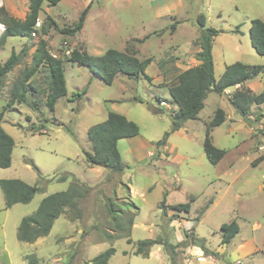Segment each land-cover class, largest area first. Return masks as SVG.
Here are the masks:
<instances>
[{
  "label": "rangeland",
  "instance_id": "1",
  "mask_svg": "<svg viewBox=\"0 0 264 264\" xmlns=\"http://www.w3.org/2000/svg\"><path fill=\"white\" fill-rule=\"evenodd\" d=\"M0 1L12 16L25 19L30 0ZM73 1L84 3L83 0ZM197 7L205 16L208 27L220 31L216 37V78L220 77L219 70L223 69L224 62L228 65L242 62L264 67V56L253 48L249 35L253 19L264 21V0H195L188 16L193 15ZM50 8V15L58 19L60 29L73 26L79 19L64 5ZM63 17H67L69 22ZM39 20L42 30L45 16L41 15ZM238 30L241 32L238 33ZM41 36L47 41L48 51L65 61L67 96L57 101L55 112L49 111L45 106L48 74L47 69L40 66L30 80L39 92L36 96L33 90L27 94L29 101L40 100L39 112L27 103L15 102L4 114L2 126L14 139L15 146L11 166L0 168V180L20 179L30 185H38L42 191L30 203L6 209L0 187V264H30L31 257L37 258L39 264H93L96 256L112 246L116 254L109 264L166 263L169 252L165 248V259L158 256L149 259L133 254L126 256L122 251L136 249L141 240L168 237L171 231L169 224L172 228L174 224L167 218L168 206L165 203V207H161V202L165 197L167 199L168 194L183 197L184 189L188 196L192 193L196 197L192 205L198 211L192 212V217L202 221L191 238L204 239L205 244L215 247L216 240L211 239L213 230L236 220L242 227V233L236 236L234 243L237 245L242 244V240L255 239L252 247H261L264 241V190H260V186L264 163L260 166L251 163L255 153L250 149L252 140L248 128L241 122L242 115L236 114V122L228 120L211 133L214 144L228 152L223 161L212 165L204 153L205 125L211 121L216 109L223 105L216 93L209 95L197 125L170 134L174 146L172 153L159 152L157 142L172 127L170 111L161 108L163 106L159 103V99L167 103L172 101L167 88L157 87L155 81L149 83L143 75L138 78L118 77L112 85L105 84L98 71L66 62L69 58L66 56L70 55H66L67 49H60V46L71 44V38L59 29L50 28L45 36L39 32L33 40L8 37L4 44L0 43L1 64L12 51L21 53L23 49L27 50L21 64L8 75L0 91V112L10 102L13 82L31 67ZM224 53L226 56L223 58ZM149 76H155L153 69L149 70ZM254 81L258 92H264V70ZM149 106L163 111L156 114ZM111 110L135 121L141 130L136 140L149 142L145 154L139 152L140 162L131 160L122 176L109 174V170L103 167L91 168L85 161L84 151L92 148L88 129L104 122ZM256 110L264 113V105ZM261 121L264 124V117ZM59 125H62L61 128H58ZM125 142L122 140L119 148L126 159ZM150 151L156 155L151 157ZM235 161L238 173H235V167L229 168ZM63 176H66L65 181L60 180ZM74 180L93 186L89 187L88 196L80 204L81 217L78 219L75 212H66L55 221L47 237L36 243L19 241L17 233L21 220L33 214L45 197L66 191ZM126 185L131 186L132 193ZM108 199L117 204L114 215L108 213ZM210 199L213 203L202 212ZM136 211V226L130 234L132 243H128L127 238L122 237L126 233L116 225L127 224ZM121 212H128L129 215L121 219ZM254 225L261 227L255 229ZM237 256L230 250L219 258L224 264H232ZM260 259L257 264H264V257Z\"/></svg>",
  "mask_w": 264,
  "mask_h": 264
},
{
  "label": "trees",
  "instance_id": "2",
  "mask_svg": "<svg viewBox=\"0 0 264 264\" xmlns=\"http://www.w3.org/2000/svg\"><path fill=\"white\" fill-rule=\"evenodd\" d=\"M62 0H30L29 11L25 19L21 20L12 16L3 6L0 8V20L6 24L7 32L1 40V44L6 42L8 37H23L32 39V32L35 24L44 12V4L48 6H56ZM88 9H85L77 22L71 27L60 29L57 22L49 15L45 16V23L39 32L42 35L48 33V29L54 28L60 30L62 34L74 36L79 33L85 24ZM196 24L201 34L199 39L194 43L200 48L196 57L201 64L182 72L177 82L170 86L169 91L172 101L177 105V110L171 112L172 127L170 132L165 133L164 137L157 142V146L161 147L166 144L170 134L183 128L184 124L189 120H196L200 112L205 107V100L212 92L223 94L228 88L240 85L232 95L230 102L234 109L244 118L248 116L253 105H261L264 103V92L256 94L245 85L248 81L257 78L264 70L263 66L248 65L242 62H235L228 65L219 80L215 78L214 60L212 55L214 39L220 34V31L212 27H208L206 18L203 14L196 17ZM38 32V34H39ZM251 43L256 52L264 56V21L262 19H253L249 29ZM36 51L32 58V65L29 69L22 73L14 82L10 90V102L0 112V168H9L12 164V153L14 150V139L4 130L2 121L4 114L8 109L18 102L20 104L27 103L35 110H39L40 100L27 99V94L33 90L36 95L39 90L30 82V79L38 71V67L43 66L47 69L48 83L47 96L45 105L50 112H55V106L59 99L67 96V85L65 79V61L61 58H54L47 49V41L40 37ZM27 50L23 49L21 53L12 51L10 57L0 63V91L5 86L8 75L14 71L22 62V56ZM66 62H71L79 66H86L100 73L102 80L107 85H112L116 77L120 74H126L129 77L145 75L147 67L151 63V59L139 60L136 57V51L128 47L126 52L109 49L99 56L90 55L83 48H75ZM146 79H149L145 75ZM150 80V79H149ZM86 90H84V93ZM155 113L161 110L151 107ZM263 116V114H261ZM226 121V115L218 109L212 120L206 124L205 138L203 141L204 153L208 161L212 165H217L226 155L227 151L216 147L211 136L214 128L221 126ZM44 128V126H41ZM42 128H39L41 131ZM34 130L35 127L33 126ZM73 136L75 133L70 130ZM140 133V127L134 121L120 113L110 112L107 119L88 129V139L92 145L90 151H84L85 161L90 167H104L115 174H122L126 166L122 162L121 154L118 150V142L122 139L134 137ZM66 180V176L60 179ZM0 187L5 198V208L9 209L16 204H28L35 195L42 191L38 185H30L20 179H1ZM90 188L85 184L74 180L71 182L66 191L57 192L45 197L36 211L24 217L19 225L17 238L21 242L35 243L39 239L47 237L57 219L66 212L76 213V217L81 215V202L88 196ZM196 197L191 194L189 201L183 204L170 206L172 210L178 212L190 211L191 203ZM107 210L109 214L114 215L117 212V204L111 199L107 200ZM212 200L208 202L205 209L209 207ZM161 207H165V198L161 202ZM136 208V207H135ZM202 210V212L205 211ZM137 210V208H136ZM137 211L130 217L129 221L116 226L120 230L125 231L122 237L127 238L128 243H132L130 239L131 227L134 223V217ZM240 227L236 221L225 223L221 226L222 244H229L232 239L239 233ZM191 231L185 242L177 245L171 244L168 239H145L137 243L135 255L148 257L152 248L162 245L169 252L172 264H177L176 256L178 250L187 248L190 245L201 247L205 253H210L206 248L204 239L191 238ZM112 238V236H109ZM177 250V251H176ZM114 247L109 248L102 254L96 256L93 264H108L111 257L115 254ZM264 255V249L262 251ZM214 256L218 254L213 253ZM30 264H39L35 257L30 258Z\"/></svg>",
  "mask_w": 264,
  "mask_h": 264
},
{
  "label": "crops",
  "instance_id": "3",
  "mask_svg": "<svg viewBox=\"0 0 264 264\" xmlns=\"http://www.w3.org/2000/svg\"><path fill=\"white\" fill-rule=\"evenodd\" d=\"M83 1L84 3L82 4L81 2L76 3L73 0H62L60 3L57 4L68 7L70 9L69 11L71 14H76L75 18H79L81 13L85 9H88V13L86 16L83 29L74 36H68L69 38H71L70 40L71 44L67 43V45H69V49L71 51H73L75 48L77 49L83 48L90 55L99 56L104 54L109 49H115L118 51L126 52L128 47H130L131 49H134L136 51V57L139 60L151 59V63L145 71V75L150 80L146 79L145 75H143L144 78L151 84H153L152 82L154 81L157 82L158 83L157 87L167 88L169 93H170L169 91L170 86H172L177 82V78L182 72L192 67L199 66L201 64V61H199L196 57V54L200 51V48L194 44L199 39L201 34V31L196 24V17L201 12L197 7L195 9V13H193V15L191 16H188L189 8L192 5V3L195 2V0H191V5L188 3L190 2L189 0H83ZM50 7L51 6H48V4H44L43 6L44 12L41 15L51 16ZM51 17L57 22V24H59L58 19L55 18V16H51ZM63 18H66L67 23L69 22L67 17H63ZM237 32L240 33L241 31L238 30ZM33 39L35 38H32V40ZM216 41L217 39L215 38L212 49V55L214 60V71H216L217 69V57L215 54ZM235 52H237V49L235 50ZM225 56L226 55L224 53L222 57L224 58ZM220 58L221 57L219 56L218 59ZM223 64H224L223 69L219 70V72H221L220 77L224 73L226 67L228 66V64L225 62ZM150 69L154 70L155 73L154 77L149 76ZM118 77L125 78L128 77V75L120 74L118 75ZM118 77H116V79ZM219 78H216V80H219ZM255 79L248 81L245 86L254 93L259 94L258 85L254 81ZM240 88L241 86L237 85L235 87L228 88L221 95L216 93L221 97L223 101V105L217 108L216 111L218 109H221L226 115V121L229 120L231 122H236L237 120L236 114L239 113L232 106L230 99L234 94V92ZM208 97L205 100V106L207 104ZM159 103L161 106H163L161 108H167V111H170L169 114L177 110V105L173 101L169 102L171 105H173V107L170 106L169 103H167L165 100L159 99ZM163 103H165V105H162ZM262 105H264V103L261 105H253L251 107V111L248 114V116L246 118L242 116L243 120H241V122L248 128V131L251 136L252 145L250 146V149L255 153V157L251 160V163L254 166H260L264 163V154L260 153L257 149L258 145L261 143V136L264 135V124L261 121V118L264 117V113H259V111L257 110L255 111V108L256 109L258 107L260 108V106ZM149 107L151 109V107L153 106H149ZM39 110L36 111L39 112ZM160 110L163 111L162 109ZM161 111L160 112L158 111V113L156 114L161 113ZM110 112H116V111L111 110L109 111V113ZM256 112H258V114H256ZM261 114H263V116H261ZM248 117H252L253 120L249 121ZM199 119H200V114L198 116V119L189 120L184 124L182 129L176 132H181L183 130H186L191 125H197ZM61 126L62 125H59L58 128H61ZM258 127H260V129H258ZM205 129H206V125H205ZM139 136L140 133L134 137L122 139L127 141L124 144L125 148H127L125 149L126 159L124 157V154L120 151L119 148L122 140L118 142V150L121 154L122 162L126 166V169L122 174H117V175L122 176L125 174L126 170L130 166L129 164L132 163L131 160H133L134 163L140 162V159H138L139 152L145 154V151L149 146V142L141 139H140L141 141L136 140L138 139L137 137ZM172 147L174 146L171 142V138H168L165 145L158 147V151L159 152L164 151L167 154H171ZM150 153H153L154 156L156 155L152 151H150ZM223 159L220 162H222ZM233 167H235L234 168L235 173H238V169L236 167V161L229 165L230 169H232ZM110 173L111 171H109V174ZM263 175L264 172L261 175L262 180H263ZM86 185L91 188L93 187L92 185H89L87 183ZM126 186L130 191V193H132L131 186L130 185H126ZM260 190H264L262 184L260 186ZM172 196L168 194L167 199L165 197V203L166 206H168L167 218L170 219L171 223H173L174 226L172 228V224H169V229L171 230L170 235L163 239H168V241L171 244L177 245L179 243L185 242L188 234L191 231L195 232V229L201 224L202 221H196V217H192V212L198 211L193 208L192 203L190 206V211L188 213L178 212L171 209L170 206L183 204L184 202L186 203L188 201L189 196L185 189L182 193L183 197H177L175 195L173 197ZM210 200H212L213 203V199ZM125 213L127 214L128 212ZM121 214L123 215V216L121 215L122 216L121 219L122 218L124 219L126 217V214H123V212H121ZM80 217L77 218L79 219ZM135 217H134V223L131 227V231L132 228L136 226ZM222 225H219L217 227L218 229L215 228L211 234L212 237L211 239L216 240L215 247L208 246L207 243L205 244L206 248L210 251V253H205L201 247L190 245L187 248L180 249L179 254L176 256L177 264H224L222 260H220L219 256L230 250H233L234 255L238 254V256L235 258V261L232 264H257L258 260L261 261L260 258L264 257V255L262 254V251L264 249V241L261 247H256V248L252 247V244L255 242V239H250L249 241L242 240V244L236 245L234 243L236 241V236H240L242 233V227L240 224H238L240 227L239 233L232 239V241L229 244H222V232H221ZM260 227H261L260 225H254L255 229ZM198 238H205V237H198ZM135 250L136 249L124 250L122 251V253L126 256L129 254L135 255L134 254ZM164 251L165 250L162 245L154 246L148 258L151 259L152 257L158 256L160 258L165 259ZM213 253L218 255L214 256ZM167 259L168 262L166 263L162 262L161 264H172L169 255ZM248 260L250 261L246 263Z\"/></svg>",
  "mask_w": 264,
  "mask_h": 264
},
{
  "label": "built area",
  "instance_id": "4",
  "mask_svg": "<svg viewBox=\"0 0 264 264\" xmlns=\"http://www.w3.org/2000/svg\"><path fill=\"white\" fill-rule=\"evenodd\" d=\"M2 5H3V2L0 1V8L2 7ZM41 27H42V23L38 19L37 22H36V24H35L34 31L32 32V38H36L38 36V32L41 29ZM6 32H7V26H6V24L3 23L0 20V42H1L3 36L5 35ZM66 44L64 46H60V49H63V48L64 49H67L66 52H65V54L66 55H69V54H71L72 51L68 48V45L66 46ZM49 53H50V55L52 57L57 58V56L54 53H52V52H49ZM162 105H165V103H163ZM248 120L250 121V120H253V119H252V117H248ZM258 129H260V127H258ZM257 149H258V151L260 153L264 154V135L261 136V143L258 145ZM149 155L151 157L154 156L153 153H150ZM262 186L264 188V175H263V180H262Z\"/></svg>",
  "mask_w": 264,
  "mask_h": 264
},
{
  "label": "water",
  "instance_id": "5",
  "mask_svg": "<svg viewBox=\"0 0 264 264\" xmlns=\"http://www.w3.org/2000/svg\"><path fill=\"white\" fill-rule=\"evenodd\" d=\"M59 127V126H58Z\"/></svg>",
  "mask_w": 264,
  "mask_h": 264
}]
</instances>
